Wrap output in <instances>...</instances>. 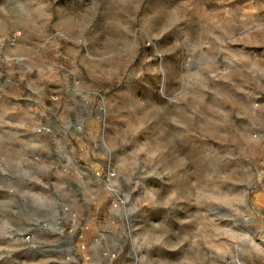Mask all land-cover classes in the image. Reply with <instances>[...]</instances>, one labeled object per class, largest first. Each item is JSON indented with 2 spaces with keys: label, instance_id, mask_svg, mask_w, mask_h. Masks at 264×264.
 <instances>
[{
  "label": "rangeland",
  "instance_id": "obj_1",
  "mask_svg": "<svg viewBox=\"0 0 264 264\" xmlns=\"http://www.w3.org/2000/svg\"><path fill=\"white\" fill-rule=\"evenodd\" d=\"M0 264H264V0H0Z\"/></svg>",
  "mask_w": 264,
  "mask_h": 264
}]
</instances>
